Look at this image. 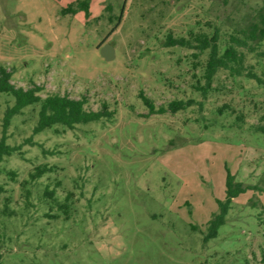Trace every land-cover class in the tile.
I'll return each mask as SVG.
<instances>
[{
	"label": "rangeland",
	"instance_id": "rangeland-1",
	"mask_svg": "<svg viewBox=\"0 0 264 264\" xmlns=\"http://www.w3.org/2000/svg\"><path fill=\"white\" fill-rule=\"evenodd\" d=\"M88 2L85 17L62 13L74 0H0V68L14 86L113 112L33 134L39 106L3 129L13 99L0 94V142L16 149L0 162V263L260 264L264 85L223 69L206 85L209 50L164 43L217 33L221 54L264 0ZM242 51L264 82V60ZM140 94L164 112L150 114ZM37 166L50 171L32 181ZM226 171L249 189L205 241Z\"/></svg>",
	"mask_w": 264,
	"mask_h": 264
},
{
	"label": "trees",
	"instance_id": "trees-1",
	"mask_svg": "<svg viewBox=\"0 0 264 264\" xmlns=\"http://www.w3.org/2000/svg\"><path fill=\"white\" fill-rule=\"evenodd\" d=\"M74 5H69L67 8L62 9V13L66 15H75L78 12H84V16L89 15V2L88 0H74ZM121 16H119L118 21ZM241 37L229 38V42L220 54L218 47V34L215 33L211 37L205 34H193L188 39L173 38L172 35L166 37L164 46H178L183 48H193L199 52L209 50L205 64V74L203 78L206 85L216 73L223 69L230 72L231 76H241L255 81L257 84L264 85V82L250 70L246 71L244 66L245 50L251 55H255L258 59L264 60V4L255 15V20L250 22L245 30L241 32ZM11 74L5 69L0 68V94H6L13 99V106L6 108L3 118V129L10 125L11 120L19 115L26 107L39 106L37 113V122L33 127V134L48 130L54 126H61L63 129L72 130L78 125H85L91 122L107 120L112 118L113 112L107 110L106 105L101 110L87 111L85 110V99H72L68 96L59 94H51L41 97L39 92L40 86H34L29 89L14 86L11 81ZM145 106L149 108V113L161 114L165 109L156 110L153 103L143 96L139 95ZM184 104L182 102H171L169 104L170 111H178L182 109ZM258 133L264 134V127H257ZM26 143L32 144L31 139L26 140ZM16 149L9 148L5 145L4 139L0 142V162L3 156H10ZM50 169L45 166H37L33 172L29 174V179L34 181L43 177ZM13 175V174H12ZM249 188L242 183L235 182L234 177L226 171L225 178V201H218V213L212 216L211 221L208 223V234L205 241L215 238L218 228L225 223V215L227 213L228 205L231 201L237 198L245 190ZM51 193L47 195L50 196ZM64 207V206H63ZM63 207H60L62 209ZM260 264H264V248L261 253ZM1 264V263H0Z\"/></svg>",
	"mask_w": 264,
	"mask_h": 264
},
{
	"label": "water",
	"instance_id": "water-1",
	"mask_svg": "<svg viewBox=\"0 0 264 264\" xmlns=\"http://www.w3.org/2000/svg\"><path fill=\"white\" fill-rule=\"evenodd\" d=\"M111 53H112V49L110 48V46L105 45L103 48H101V53L100 55L102 56V58L106 61L111 59Z\"/></svg>",
	"mask_w": 264,
	"mask_h": 264
}]
</instances>
